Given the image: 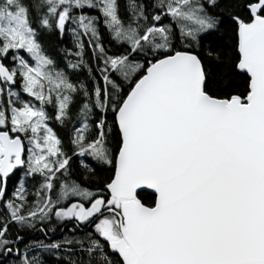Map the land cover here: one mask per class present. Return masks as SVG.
Instances as JSON below:
<instances>
[{
	"label": "snow or ice",
	"instance_id": "obj_1",
	"mask_svg": "<svg viewBox=\"0 0 264 264\" xmlns=\"http://www.w3.org/2000/svg\"><path fill=\"white\" fill-rule=\"evenodd\" d=\"M0 264H264V0H0Z\"/></svg>",
	"mask_w": 264,
	"mask_h": 264
}]
</instances>
